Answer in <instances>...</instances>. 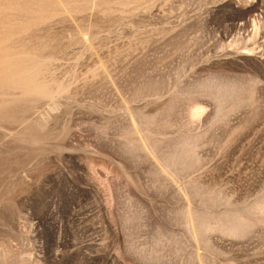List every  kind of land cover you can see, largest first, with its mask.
Here are the masks:
<instances>
[{
    "label": "rangeland",
    "instance_id": "obj_1",
    "mask_svg": "<svg viewBox=\"0 0 264 264\" xmlns=\"http://www.w3.org/2000/svg\"><path fill=\"white\" fill-rule=\"evenodd\" d=\"M0 264H264V0H0Z\"/></svg>",
    "mask_w": 264,
    "mask_h": 264
},
{
    "label": "bare ground",
    "instance_id": "obj_2",
    "mask_svg": "<svg viewBox=\"0 0 264 264\" xmlns=\"http://www.w3.org/2000/svg\"><path fill=\"white\" fill-rule=\"evenodd\" d=\"M28 81V80H27Z\"/></svg>",
    "mask_w": 264,
    "mask_h": 264
}]
</instances>
